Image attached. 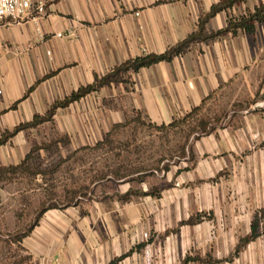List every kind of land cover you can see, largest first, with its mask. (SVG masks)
Segmentation results:
<instances>
[{"label": "crops", "instance_id": "obj_1", "mask_svg": "<svg viewBox=\"0 0 264 264\" xmlns=\"http://www.w3.org/2000/svg\"><path fill=\"white\" fill-rule=\"evenodd\" d=\"M220 1L54 0L45 16L1 21L0 135L124 61L162 53ZM263 2L242 0L218 11L204 32L225 28ZM223 89L246 104L227 126L192 138L193 159L187 153L169 165L158 194H134L122 181L102 198L47 208L21 240L34 264H108L126 253L118 264H264V20L254 22L253 32L195 42L170 61L126 73L58 108L51 121L0 145V167L25 158L28 138L41 125L54 123L73 145L90 146L133 114L168 124Z\"/></svg>", "mask_w": 264, "mask_h": 264}, {"label": "rangeland", "instance_id": "obj_2", "mask_svg": "<svg viewBox=\"0 0 264 264\" xmlns=\"http://www.w3.org/2000/svg\"><path fill=\"white\" fill-rule=\"evenodd\" d=\"M245 102L236 91L218 90L199 111L181 116L174 127L148 126L140 116L144 124L129 123L113 136L111 144L98 148L73 145L70 135L54 123L33 130L28 138L32 151L26 169L20 168L0 181V264H34L15 239L33 227L39 214L49 207L102 198L123 182L132 185L134 194H158L164 185L160 178L164 168L181 161L192 138L204 133L200 123L204 121L208 132L227 126L234 110ZM136 170L140 173L132 172ZM223 174L227 176V171ZM203 213L204 218H211L207 210ZM203 259L216 260L211 256Z\"/></svg>", "mask_w": 264, "mask_h": 264}, {"label": "trees", "instance_id": "obj_3", "mask_svg": "<svg viewBox=\"0 0 264 264\" xmlns=\"http://www.w3.org/2000/svg\"><path fill=\"white\" fill-rule=\"evenodd\" d=\"M238 1L242 0H221L217 4H214L211 6L209 12H207L203 17H201L198 20V23L196 25V29L192 31L186 38L183 40L177 42L174 45L169 46L165 51L162 53H151V54H146V55H141L129 60L124 61L120 65L114 67V69L107 74H105L102 77H97L95 76L94 81L91 84H88L86 86H81L79 87L76 91H73L70 93L68 96L63 98L62 100H56L54 101L50 107L48 108L47 112L43 115H34L32 120L26 123H22L20 125H17L12 131H5L0 135V145L4 144L11 136L16 134L19 130L25 129L27 127H36L38 124L43 123L45 121H51L53 115L55 114L56 110L58 108H64L68 106L71 102H74L81 97L85 96L86 94L99 89L101 86L104 85H109L112 82H116L120 79V77L126 73L130 72H135L138 71L140 68L145 67V66H150L154 63L160 62V61H170L172 60L175 56L183 53L186 51L191 44L198 42V41H207L210 39H213L220 34L224 32H235L237 29H243L248 32H253L254 31V22L255 21H263L264 20V2L255 7L253 12H248L244 16L240 17H235L233 19H230L228 21V24L226 25L225 28L206 34L204 32V25L206 21L213 16L215 13L218 11H221L223 9L231 8L235 3ZM48 75L44 76L43 78H46ZM33 86L30 87L32 89ZM211 96L208 95L206 98H204L199 105L196 107H193L188 113L184 114L182 117H189L190 115L196 113L199 111L206 100ZM181 118H174L171 122L168 124H161L157 125L151 122H148V126H152L158 129L164 128V127H174L177 125V120ZM134 123L136 125H141L144 124V121L140 118V115L136 113L135 117L131 119H126L123 122H118L114 123L111 128L105 133L104 137L102 140L98 141L97 143L94 144V146H84L82 149H90V148H98L102 146H106L112 143L113 136L119 132L120 129L124 128L125 126L129 125V123ZM201 124V131L204 133H207L205 128V123L202 121ZM32 151V150H31ZM31 151L25 156V158L17 165H10L8 167H0V181L7 179V175L10 173L16 172L18 169H26L25 164L30 158ZM185 156V155H184ZM188 156L190 159H193L191 149L188 151ZM168 167L166 166L164 170H166ZM132 172H138L140 173V170L132 171ZM130 174V172H128ZM125 174V173H124ZM120 176H126V175H120ZM142 194H151V192H143ZM54 207V206H53ZM52 208V207H49ZM42 212L39 214L38 218ZM38 218L36 219L35 223L37 222ZM254 228V223L252 225V229ZM30 229H27L21 236L17 237L15 241L18 244H21L22 238L29 232ZM253 231V230H252ZM255 237V232L253 231L252 234L250 235V238ZM22 246V245H21ZM22 250L24 248L22 247ZM127 255V253H126ZM126 255L119 256L114 258L112 261H110L108 264H118V262ZM28 258H31L30 255H28Z\"/></svg>", "mask_w": 264, "mask_h": 264}, {"label": "built area", "instance_id": "obj_4", "mask_svg": "<svg viewBox=\"0 0 264 264\" xmlns=\"http://www.w3.org/2000/svg\"><path fill=\"white\" fill-rule=\"evenodd\" d=\"M54 0H0V22L4 20L22 21L45 16ZM264 106V101L259 103ZM147 237V233H144ZM147 253V251H146Z\"/></svg>", "mask_w": 264, "mask_h": 264}]
</instances>
